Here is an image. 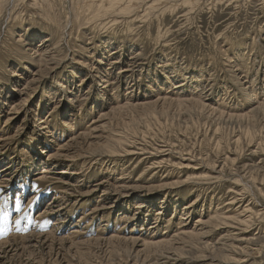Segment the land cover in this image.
I'll return each mask as SVG.
<instances>
[{
	"label": "rangeland",
	"instance_id": "374dc122",
	"mask_svg": "<svg viewBox=\"0 0 264 264\" xmlns=\"http://www.w3.org/2000/svg\"><path fill=\"white\" fill-rule=\"evenodd\" d=\"M37 1L0 12V264H264V0Z\"/></svg>",
	"mask_w": 264,
	"mask_h": 264
},
{
	"label": "bare ground",
	"instance_id": "6f19581e",
	"mask_svg": "<svg viewBox=\"0 0 264 264\" xmlns=\"http://www.w3.org/2000/svg\"><path fill=\"white\" fill-rule=\"evenodd\" d=\"M44 1H42V4L41 3H38V1H37V4H38V6H40L41 11H42V13L40 14V17L41 16H44L45 17V20L50 25H53L55 27H60L61 22L54 17L55 16L54 13H52V12L49 11V9H48V6L49 5H47V3L44 4L43 3ZM3 2H4V0H0V12H1V9L3 7ZM137 3H138V0H84L83 6L78 10L76 16H77V19L79 21L82 20V19L85 20V18L80 17V15H79V11L80 10H81V13H85V11H86L87 14H88L89 19L91 17L100 16V15L103 16V15H106V14H112V15H116V14H119V15H121V14H127V13H130V12H132L134 10V8L136 7V4ZM90 14H91V17H90ZM27 49H30V48H27ZM33 59H35L36 62L39 61V59H36V57L33 58ZM250 168L251 167H249V170H250ZM215 216H216V219L217 220L220 219L221 221H223V220H227L228 218H230L231 215L230 216H227V214H225V212L224 213L215 212ZM210 218H211V216H210ZM193 232H196V231H193ZM183 233H185V232H183ZM180 234H182V233H180ZM200 234H198V235H200ZM228 235H229V233H228ZM192 252L193 251L191 250L190 253H192ZM192 256L193 255H191V257ZM192 258H195V257L193 256Z\"/></svg>",
	"mask_w": 264,
	"mask_h": 264
}]
</instances>
